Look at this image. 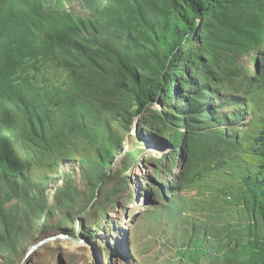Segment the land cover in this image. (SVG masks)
I'll list each match as a JSON object with an SVG mask.
<instances>
[{"label": "rangeland", "instance_id": "obj_1", "mask_svg": "<svg viewBox=\"0 0 264 264\" xmlns=\"http://www.w3.org/2000/svg\"><path fill=\"white\" fill-rule=\"evenodd\" d=\"M110 2L135 0H46L43 10L96 20ZM112 14L83 32L92 58L69 34L29 23L47 49L17 70L23 97L0 89V128L21 170L0 167V264H246L264 245V16L244 9V26L226 34L200 19L166 71L170 87L136 71L144 91L156 87L139 111L119 62L136 51ZM154 44L143 48L163 60ZM59 234L85 241L26 257Z\"/></svg>", "mask_w": 264, "mask_h": 264}, {"label": "trees", "instance_id": "obj_2", "mask_svg": "<svg viewBox=\"0 0 264 264\" xmlns=\"http://www.w3.org/2000/svg\"><path fill=\"white\" fill-rule=\"evenodd\" d=\"M46 0H6L0 9V89L5 87L21 94V84L17 77V70L25 66L26 61L38 63V60L47 49L46 43L40 42V35L30 27L32 21H39L51 25V30L56 33L68 34L72 37L75 49L81 55L92 58V50H88L83 43V32L93 31L98 28L102 14L112 12L111 20L124 29L127 50H135L136 53L126 56L119 61L128 75L133 77L134 83L139 88L134 91L139 111H144L149 104V96L153 94L152 84L145 88L140 86L136 71L139 69L148 75H156L165 86L170 87L166 71L169 69L175 53L185 43L194 40L200 32V19L210 15L215 17L223 27L217 34L232 33L231 28L243 27L242 10L256 9L264 16V0H135V3L119 8L114 2L108 3L104 10L103 4L96 8V20L75 18L72 14L46 12L43 6ZM61 4L64 0H55ZM94 1V0H90ZM102 1V0H97ZM220 15V17H218ZM50 30V29H49ZM143 30V32H141ZM264 34V32H263ZM62 39L59 34H55ZM213 40V39H212ZM162 47L166 51L163 60L154 58V50L143 48L148 43ZM139 52L143 53L139 56ZM116 55V54H115ZM117 58V56H116ZM153 61L154 66H151ZM149 64L146 65L145 63ZM27 102V100L25 99ZM194 110L195 106H194ZM196 113V112H195ZM35 121L31 124L34 128ZM186 123V118L183 121ZM34 135L42 137L44 142L53 145L52 139L46 133L35 131ZM261 145L264 147V133L261 136ZM0 167L7 175H17L21 172L15 166V151L11 142L3 135L0 128ZM262 190L261 198L264 200V179L258 180ZM246 264H264V245H259L256 250H251Z\"/></svg>", "mask_w": 264, "mask_h": 264}, {"label": "water", "instance_id": "obj_3", "mask_svg": "<svg viewBox=\"0 0 264 264\" xmlns=\"http://www.w3.org/2000/svg\"><path fill=\"white\" fill-rule=\"evenodd\" d=\"M60 239H68V240L73 241L75 243H83L85 241V239H79V238H76V237H74V238L70 237L68 234H59V235H56V236H50L48 238L39 240L35 245H33L29 249L26 257H30L33 252H35L37 249L43 247L45 244H47L49 242H54V241L60 240ZM21 264H25V261H23Z\"/></svg>", "mask_w": 264, "mask_h": 264}]
</instances>
